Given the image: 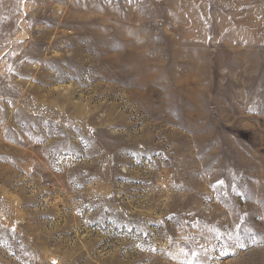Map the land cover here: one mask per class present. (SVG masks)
Here are the masks:
<instances>
[{
  "label": "rangeland",
  "instance_id": "rangeland-1",
  "mask_svg": "<svg viewBox=\"0 0 264 264\" xmlns=\"http://www.w3.org/2000/svg\"><path fill=\"white\" fill-rule=\"evenodd\" d=\"M0 264H264V0H0Z\"/></svg>",
  "mask_w": 264,
  "mask_h": 264
},
{
  "label": "snow or ice",
  "instance_id": "snow-or-ice-1",
  "mask_svg": "<svg viewBox=\"0 0 264 264\" xmlns=\"http://www.w3.org/2000/svg\"><path fill=\"white\" fill-rule=\"evenodd\" d=\"M241 247H243V245H241Z\"/></svg>",
  "mask_w": 264,
  "mask_h": 264
}]
</instances>
